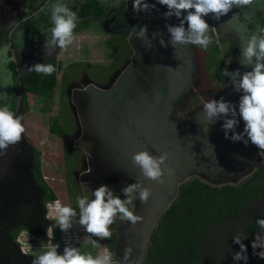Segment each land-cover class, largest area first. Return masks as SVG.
Returning a JSON list of instances; mask_svg holds the SVG:
<instances>
[{
	"label": "rangeland",
	"instance_id": "1",
	"mask_svg": "<svg viewBox=\"0 0 264 264\" xmlns=\"http://www.w3.org/2000/svg\"><path fill=\"white\" fill-rule=\"evenodd\" d=\"M53 2L37 0L30 7L26 0H0L2 42L15 45L21 77L34 62L36 42L44 47L40 52L48 49ZM66 2L77 13L78 22L72 44L65 49L57 46L54 52L59 66L55 85L48 94L24 92L25 107L19 115L26 131L19 143L0 154V264H32L34 256L52 243H58V252L63 253L62 232L46 218L47 205L54 206L59 200L77 207V196L92 198V191L102 184L124 199L122 189L137 180L152 189L146 204L134 201L135 212L143 216V221L132 225L117 217L110 226L111 248L105 239L86 233L76 221L69 233L74 234L75 246L81 252L95 256L107 249L118 261L130 245L132 258L140 259L159 211L174 198L180 183L195 178L214 186H238L252 180L253 173L264 167V153L257 146L250 140L247 144L233 141L231 131L226 138L223 119L213 124L203 114L206 101L221 97L234 103L238 112L242 92L235 90L231 77L222 74L225 68L241 73L251 70V66L240 63L241 49L259 27H264V0L233 7L219 19L213 14L206 16L219 34L217 44V36L210 33L213 43L206 50L192 44H171L167 25H178L180 20L163 23L169 18L159 15L168 10L166 6L146 12L155 21L145 22L122 14L125 3L131 13L137 14L133 0ZM112 16L137 31L145 25L159 26L147 30L146 40L133 39L130 27L128 33L117 32L120 38L112 39L111 32L117 30L109 19ZM26 29L29 33L24 37ZM161 37L167 46L160 44ZM231 49L233 54L225 57L224 52ZM151 51H156L155 55ZM5 56L9 57L8 50ZM7 76L15 84V76ZM243 130L244 121L240 119L236 131ZM31 148L37 150L40 175L55 201L45 200L42 191L35 190ZM144 149L157 157L168 154L162 167L172 168L173 174L165 172L164 183L145 178L134 165L133 154ZM23 181L25 185L21 186ZM254 182L264 186V172ZM259 218H264V195L221 224L210 226L198 244L200 253L215 264H244L233 260V253L240 250L233 238L239 235L245 237L242 242L247 246V264H264L251 246L257 233L244 228ZM50 226L54 229L51 238L47 235ZM13 227L17 232L11 236Z\"/></svg>",
	"mask_w": 264,
	"mask_h": 264
},
{
	"label": "clouds",
	"instance_id": "2",
	"mask_svg": "<svg viewBox=\"0 0 264 264\" xmlns=\"http://www.w3.org/2000/svg\"><path fill=\"white\" fill-rule=\"evenodd\" d=\"M158 3L168 9L163 14L165 18L174 15L180 20L178 25H167L173 46L192 44L206 50L213 43L212 34L217 36L215 42L219 44V34L216 33L215 27L209 25L205 17L213 14L219 19L229 13L233 7L250 5L253 0H158ZM155 7L156 5L148 3V0H133V11L137 14L142 11L150 13ZM185 12L187 14L183 15ZM51 20L53 26L49 29L50 38L46 39V47L67 48L74 39V29L78 22L77 13L68 6L66 0H55L51 4ZM131 33L146 40L147 26L140 27L139 31L133 27ZM160 44L167 46L162 37ZM241 52L240 63L251 66V70L241 73L238 69L230 72L225 68L222 74L223 77H231L235 90L242 92L238 112L234 103L221 97L219 100L206 101L203 104V114L209 123L214 124L218 119H223L222 128L225 130L226 138H229L228 133L231 131L230 138L233 141H243L247 144L250 140L261 150V153H264V27H259L249 37ZM29 70L50 76L56 68L51 63H35ZM240 119L244 121L243 132L236 131ZM22 120L23 117L14 113L8 105L0 106V154H3L10 145L21 141L22 134L26 131ZM167 158V153L157 157L144 149L134 153L132 161L140 168L145 178L162 184L165 172L169 176L173 174L172 168L162 167ZM122 192L126 197L124 199L114 194L108 185L102 184L92 191V198L86 195L77 196V207L62 204L59 200L54 206L47 205L49 210L46 212V218L54 221L61 232H68L76 221L91 236L101 240L110 239L112 236L110 226L117 217L132 225L143 221V216L135 212L134 201L138 199L140 203L146 204L152 195V189L139 180L126 185ZM256 223L262 232L256 234L251 246L253 254L264 259V218L257 219ZM53 230V227H48L49 238L53 236ZM25 238L28 239V234ZM244 238L239 235L234 236V243L239 244L240 250L233 253V260L237 262L242 260L247 264V246L242 242ZM73 243L74 246L66 244L63 253L58 252V243H52L47 250L34 256L32 264H141L139 259L132 258L133 250L130 245L125 248L123 258L117 261L114 259L115 253L110 250L106 249L102 254L94 256L90 252H81L74 241ZM93 245L97 246L95 240ZM257 248L262 250L257 252ZM23 254L27 255V253Z\"/></svg>",
	"mask_w": 264,
	"mask_h": 264
},
{
	"label": "trees",
	"instance_id": "3",
	"mask_svg": "<svg viewBox=\"0 0 264 264\" xmlns=\"http://www.w3.org/2000/svg\"><path fill=\"white\" fill-rule=\"evenodd\" d=\"M33 7L36 0H26ZM4 32L0 30V41ZM233 50L224 52L228 57ZM56 59L39 63H51L56 71L50 76L29 71L23 80L24 89L32 93L48 94L55 85V77L59 66ZM223 69L224 66L222 65ZM67 84V81H65ZM33 168L36 185L45 195V200L55 201V195L43 182L39 170L37 151L33 150ZM264 172V167L253 174V179L238 186L226 184L211 186L193 179L180 187L176 201L161 216L157 227L150 236L147 257L142 264H215L214 261L202 256L198 244L212 225L221 224L229 215L240 211L247 204L261 195H264V186L258 185L254 180ZM61 195V194H60ZM78 220V218H77ZM245 230L249 233L261 231L256 221L247 223ZM17 232L10 229L11 236ZM108 247L113 244V237L105 239Z\"/></svg>",
	"mask_w": 264,
	"mask_h": 264
},
{
	"label": "flooded vegetation",
	"instance_id": "4",
	"mask_svg": "<svg viewBox=\"0 0 264 264\" xmlns=\"http://www.w3.org/2000/svg\"><path fill=\"white\" fill-rule=\"evenodd\" d=\"M37 1V0H36ZM148 3H150V4H155L156 5V7L154 8V9H162V8H165V6H163V5H160L159 3H158V0H148ZM86 6V5H85ZM128 6L126 5V3H125V8H124V10H122L123 11V13L122 14H124V15H126V16H128V17H130L129 19H131L132 17H135V18H137V19H139V20H143V21H155V17H151V16H146V12H143V15H135V14H133V13H131L132 12V10H130V9H128L127 8ZM40 8H43V7H40ZM166 12V11H165ZM165 12H163V13H161V15H159V16H164L163 14L165 13ZM145 14V15H144ZM127 17V18H128ZM156 17H158V16H156ZM176 17H170L169 19H166V20H164L163 21V23H170L171 21H173V19H175ZM109 19H110V21L112 22V23H114V26L113 27H115V28H117V30H115V31H112L111 33H112V35H113V38L112 39H116V38H120V34L122 33V34H124V33H128L129 32V28H127V27H130L131 29H132V27L130 26V25H125L124 23V21H120L119 19H118V17H109ZM162 19H165V17H163ZM155 26H159V25H150V26H148L147 27V30L148 29H155L156 27ZM16 28V25H14L13 27H12V29L8 32V34H7V40L8 39H10L11 38V32H12V30H14ZM103 30H105L106 32H110L107 28H105L104 26H103ZM117 32H120V34L119 35H115ZM28 33H29V29H26V32H25V34H24V37H27V35H28ZM121 34V35H122ZM4 36V35H3ZM4 38H5V36H4ZM4 38L2 37V39H1V41H0V106H3V105H8L9 107H10V109L14 112V113H16L17 115H19V111L21 110V109H23V107H25V103H24V101L26 102V97H25V95H24V92H25V94H26V90L24 89V84H23V80L26 78V76H27V74H28V72L30 71L29 70V68H27L25 71H24V77H21V74H20V68H19V57L15 54V51H16V48H15V45H13V43L11 42V41H8L6 44H4L2 41L4 40ZM134 38H137V36L136 35H134L133 36V39ZM124 40H125V38H124ZM123 41V40H122ZM125 42V41H124ZM36 44L38 45V48L36 49V51H35V57H34V62H33V64H35V63H39V62H42V61H50V60H52L53 58H55L54 57V52H55V50H57V46H55V49H54V51L53 52H49V49H47V50H45L44 52H40V48H41V50H43L44 49V47H42V45L41 44H39L38 42H36ZM6 50H8L9 51V57L8 58H6ZM155 52L156 51H151V55L152 54H154L155 55ZM44 54V55H43ZM8 60V61H7ZM7 61V62H6ZM12 63V64H11ZM32 64V65H33ZM13 65V66H12ZM31 65V66H32ZM7 74L9 75V76H11V74H13L14 76H15V78H16V81H15V84H13V82L11 81H9V77L7 76ZM12 77V76H11ZM29 150V149H28ZM33 150H36L35 148H31L29 151L31 152V158H30V160H31V163L33 162V159H34V152H33ZM37 151V150H36ZM32 153H33V158H32ZM68 156V155H67ZM32 165H33V163H32ZM32 168H33V166H32ZM255 172H257V171H255ZM254 172V173H255ZM31 173H32V170H31ZM83 174L84 173H86V171H83L82 172ZM253 173V174H254ZM26 183H28L27 181H26ZM184 184H186V183H180L178 186H177V191H176V199H177V196H178V194H179V191H180V187L182 186V185H184ZM22 185H25V182L23 181V183L21 184V186ZM233 185V184H232ZM211 186H214V185H211ZM221 186H223V185H221ZM220 187V186H219ZM38 189V187L37 188H35V190H37ZM70 191V190H69ZM41 195H43V197H45V195H44V193L43 192H41ZM175 197V196H174ZM176 201V200H175ZM174 201V202H175ZM173 202V203H174ZM172 203V204H173ZM171 207V206H170ZM169 207V208H170ZM168 208V209H169ZM167 210V209H166ZM165 210V211H166ZM164 211V212H165ZM164 212L162 213V214H164ZM162 214H161V216H162ZM161 216L159 217V219H158V223H159V221L161 220ZM155 227H157V226H154L153 227V229H152V231L155 229ZM152 231H151V233H152ZM150 236H151V234H150ZM149 238V240H150V237H148ZM150 243H151V241H150ZM148 247H149V245H147ZM148 247H147V252H148ZM147 257V253H146V256H145V258ZM141 259V258H140ZM139 259V260H140ZM145 260V259H144ZM144 262V261H143ZM142 262V263H143Z\"/></svg>",
	"mask_w": 264,
	"mask_h": 264
},
{
	"label": "water",
	"instance_id": "5",
	"mask_svg": "<svg viewBox=\"0 0 264 264\" xmlns=\"http://www.w3.org/2000/svg\"><path fill=\"white\" fill-rule=\"evenodd\" d=\"M184 15V14H183ZM193 179H195V178H193ZM192 178H189V179H187L185 182H183V183H187V182H189L190 180H193ZM200 182H202V183H204V184H206V185H210V184H208V183H205L204 181H202V180H200V179H198ZM176 200V195H175V197L168 203V205L164 208V209H161L160 211H159V213H158V215H157V218H156V221H155V223L153 224V226H152V228H151V230H150V232H149V234H148V237H150V234H151V231H152V229H153V227L154 226H157V224H158V219H159V217L161 216V214L166 210V209H168L171 205H172V203L174 202ZM150 244V240H149V238H147V242H146V244H145V246H144V249H143V251H142V255H141V259H140V262H141V264H142V262L144 261V259H145V256H146V253H147V245H149Z\"/></svg>",
	"mask_w": 264,
	"mask_h": 264
},
{
	"label": "built area",
	"instance_id": "6",
	"mask_svg": "<svg viewBox=\"0 0 264 264\" xmlns=\"http://www.w3.org/2000/svg\"><path fill=\"white\" fill-rule=\"evenodd\" d=\"M61 239H62V243H63L62 244L63 248L65 247L66 244L74 246L73 241L75 239V236H74V234L69 233V231L66 233L62 232L61 233Z\"/></svg>",
	"mask_w": 264,
	"mask_h": 264
},
{
	"label": "crops",
	"instance_id": "7",
	"mask_svg": "<svg viewBox=\"0 0 264 264\" xmlns=\"http://www.w3.org/2000/svg\"><path fill=\"white\" fill-rule=\"evenodd\" d=\"M112 38H113V37H112ZM121 64H122V63H121ZM117 72H118V75H119V74H120V71L118 70ZM92 83H93V85L91 84L92 86H94V85L96 86V84H95L93 81H92ZM95 86H94V87H95Z\"/></svg>",
	"mask_w": 264,
	"mask_h": 264
}]
</instances>
